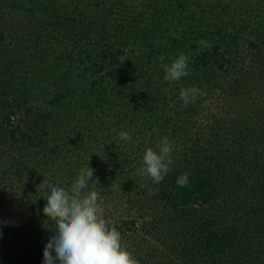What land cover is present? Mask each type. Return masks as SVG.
Here are the masks:
<instances>
[{"label": "trees", "instance_id": "1", "mask_svg": "<svg viewBox=\"0 0 264 264\" xmlns=\"http://www.w3.org/2000/svg\"><path fill=\"white\" fill-rule=\"evenodd\" d=\"M246 1L0 0V264H43L40 185L70 189L87 164L83 192L140 264H264V0ZM181 52L189 74L165 81L159 57ZM191 86L206 95L185 106ZM164 137L174 164L153 184L137 169Z\"/></svg>", "mask_w": 264, "mask_h": 264}, {"label": "clouds", "instance_id": "2", "mask_svg": "<svg viewBox=\"0 0 264 264\" xmlns=\"http://www.w3.org/2000/svg\"><path fill=\"white\" fill-rule=\"evenodd\" d=\"M198 43L201 48L212 47L211 42L204 39ZM159 59L165 81H179L189 74V56L183 52L170 64L163 63V55ZM205 95L196 86L181 87L179 93L185 106L194 103L198 96ZM119 136L123 141H131V135L127 131H121ZM157 147L158 151L146 149L143 156L144 167L137 169L140 175H148L153 184L161 183L172 171L174 164L173 149L168 138H162ZM94 172L95 169L88 164L81 168L70 189L48 184L45 180L40 185L49 189L43 213L56 225V231L45 245L43 264H140L138 259L122 247L121 233L115 222L104 218L100 193L95 190L83 192L90 183L99 184L98 178L93 179ZM176 183L180 187L188 186L189 174L183 173Z\"/></svg>", "mask_w": 264, "mask_h": 264}, {"label": "rangeland", "instance_id": "3", "mask_svg": "<svg viewBox=\"0 0 264 264\" xmlns=\"http://www.w3.org/2000/svg\"><path fill=\"white\" fill-rule=\"evenodd\" d=\"M225 3H228V4H231V5H234V4H237V5H240V3H244V2H248L246 0H223ZM257 0H251V2H256ZM247 12V11H245ZM251 10H250V14H251ZM256 12V11H254ZM252 12V14L254 13ZM249 31H251V26L249 27L248 29ZM55 82L52 83V85L54 84ZM80 83H85L84 81H80ZM86 85V84H84ZM53 88L49 89V93H46V94H41L37 97L36 100L33 101V105H47L52 97H53Z\"/></svg>", "mask_w": 264, "mask_h": 264}]
</instances>
